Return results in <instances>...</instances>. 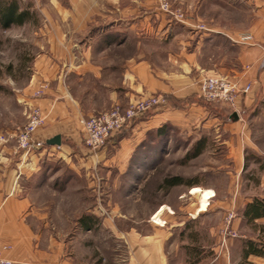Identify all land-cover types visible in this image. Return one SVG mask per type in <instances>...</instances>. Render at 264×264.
Returning a JSON list of instances; mask_svg holds the SVG:
<instances>
[{
  "label": "crops",
  "instance_id": "1",
  "mask_svg": "<svg viewBox=\"0 0 264 264\" xmlns=\"http://www.w3.org/2000/svg\"><path fill=\"white\" fill-rule=\"evenodd\" d=\"M118 1L64 0L55 3L56 10L65 11V18L57 19L54 24L51 54L63 57L62 62L59 61L60 65L52 74L42 72L40 78L47 87L40 96H33V92L19 95L24 106L36 105L42 109L45 124L32 135L28 150L17 147L14 137L17 125L0 124V134L8 138L0 146V245L10 247L6 256L14 264H264V256L245 254L248 241L255 244L257 251L264 252V217L249 221L241 211L231 226L241 236L227 239L222 252L212 247V242L205 247L198 241L195 224L201 217L192 216L186 223L176 221L166 226H151L150 231L140 233L135 225L121 230L118 223L105 218L99 221L100 209L75 212L80 222L73 229L69 211L48 210L47 205L40 208L38 188L44 184L52 186L51 173L58 177L61 167L78 174L84 166L83 155L88 160H97V156L104 155L115 144L118 150L129 153L148 132L166 124L179 128L185 122L188 125V122L198 123L205 118L201 126L209 121L214 123L218 120L217 114L210 115L202 105L194 102L183 109L177 107L186 98L198 95L196 83L204 75L198 78L197 74L231 73L242 78L244 73L231 66L252 64L259 56L257 48L236 45L231 40L233 32L216 24L208 25L204 31L188 22L179 29L144 30L134 25L138 20L136 15L124 17L117 12H95L98 2ZM221 1L225 10L245 13L249 19L250 0ZM253 4L258 15L264 16V3L253 0ZM64 26L67 29L63 30ZM263 26L264 17L255 24V33ZM140 34L154 36L160 41L158 53L164 65H172V70L164 71L157 63L152 64L140 56ZM177 36L179 41H173ZM173 42L180 47L178 51L169 50ZM128 43L136 45L137 51L125 56L123 48ZM220 51L224 54L216 57L215 53ZM205 53L211 56L208 66L204 63ZM191 72H196L195 76H191ZM244 79L253 80L255 84L237 101L238 113L255 102V85L259 83L264 90V69L247 73ZM37 87L36 83L32 91ZM157 94L172 97L176 107L157 108L149 116L136 120L115 142H109L97 153L79 145L81 119L114 105L125 107L129 102ZM183 115L188 116L184 121L181 120ZM240 120L237 114L236 119L230 118L222 126L225 129L230 125L240 126ZM57 135L60 136L59 145L46 144ZM256 184L264 186L263 175ZM262 198V195L256 197ZM250 202L252 199L243 201L241 209ZM88 215L94 217L91 225L84 219ZM214 233L209 228L207 236L217 244L219 239Z\"/></svg>",
  "mask_w": 264,
  "mask_h": 264
},
{
  "label": "rangeland",
  "instance_id": "2",
  "mask_svg": "<svg viewBox=\"0 0 264 264\" xmlns=\"http://www.w3.org/2000/svg\"><path fill=\"white\" fill-rule=\"evenodd\" d=\"M16 1L21 9H27L31 13L32 18L23 26L0 28V124H15L16 128H21L27 123L29 106H24L19 95L23 92H33L35 96L41 91L42 94L47 87V84L41 81L42 72L52 74L54 68L57 69L60 65L59 61L62 62L63 57L56 58L51 54V39L54 24L57 19L65 18V11L56 10L54 7L56 2L63 3L64 0ZM250 1L252 4L250 3L249 7V19L245 13L242 15L236 11L225 10L221 6V0H120L110 4L98 2L95 12H117L124 17L136 15L138 20L134 25L144 30L158 27L179 29L184 22H188L201 31L214 24L224 27V30L233 32L232 39L249 35L252 39L249 44H235L254 46L258 49L259 56L252 64L231 66L244 73L242 78L231 73L214 76L197 74L198 78L204 76L199 79L198 84L196 83V87H199L198 95L190 96L189 103L195 102L203 106L204 103L201 102L205 100L200 95L202 79L223 78L236 83L239 89L251 85L252 90L255 83L253 80L244 79L245 75L264 69L261 66L264 26L258 33L254 31L255 24L264 16L261 13L258 15L253 0ZM259 1L264 3V0ZM65 29L67 27L64 26L63 30ZM179 39L177 36L172 40L177 42ZM68 42H65V45ZM159 42L154 36L140 34V56L149 59L152 64L157 63V66H161L160 69L170 71L172 65H164V60L158 53L161 48ZM123 49L125 56L137 51L136 45L131 43ZM179 49L175 42L169 45V50ZM222 54L223 51L215 53L216 57ZM205 55L204 63L208 66L210 55ZM160 62L162 65H159ZM195 73L191 72V76H195ZM36 83L38 87L32 91ZM255 88V102L239 113L235 109L237 104L234 107L218 102H205L207 106L203 107L208 113L212 116L217 114L215 118L218 120L214 123L209 121V124L201 126L206 118L198 123L188 122V125L185 122L186 124L179 128L173 127L175 130L170 134V139L160 143H152L153 136L146 134L139 145L129 153L118 150L116 144L108 145L111 149L108 148L102 157L97 156V160H88L83 155L84 166L78 174L61 167L58 177L51 173L52 186L44 184L38 188L40 208L47 205L48 210L69 211L73 229L80 222V216H74L75 212L100 209L102 215L97 217L99 221L105 218L118 223L121 230L135 225L140 233L150 231L151 226L161 227L176 221L186 223L192 216L201 217L199 223L195 224L199 234L198 241L205 247L211 246L208 242H212V247L224 252L226 240L232 239L227 234L229 231L234 232L236 237L241 236L237 230L231 228L234 219L245 208L241 209V203L247 199L253 201L261 195L264 198V186L256 184L260 176H264V90L259 83ZM30 106L38 109L44 118L39 127L41 128L46 121L45 115L38 106ZM234 112L241 116L240 126L230 125L225 129L222 124L228 123ZM187 117L183 115L181 120L184 121ZM202 137L205 142L204 151L198 158L186 161L187 151ZM142 144H145L144 149ZM79 145L87 148L83 144L82 136ZM100 149L101 147L92 152L97 153ZM174 176L195 180L198 185L192 188L162 187L164 179ZM56 178L58 181H54ZM229 217L232 219L227 224ZM209 228L213 229L219 239L217 244L208 238Z\"/></svg>",
  "mask_w": 264,
  "mask_h": 264
},
{
  "label": "built area",
  "instance_id": "3",
  "mask_svg": "<svg viewBox=\"0 0 264 264\" xmlns=\"http://www.w3.org/2000/svg\"><path fill=\"white\" fill-rule=\"evenodd\" d=\"M231 40L238 44H249L252 39L249 35H243L239 39ZM262 54L261 66L264 67V45L262 47ZM200 84V95L203 99L234 107L242 94H247L251 90V85H246L243 89H239L236 83H232L223 78H205L201 80ZM41 92L36 93L35 96H40ZM167 105V100L164 95L157 94L129 102L125 107L114 105L107 112H101L81 119L79 125L83 144L89 150L95 151L104 146L114 134L129 129L144 114L157 110V108L166 107ZM27 119V123L23 127L15 128L14 131L17 147L23 150H28L32 135L44 121L40 111L36 108H31V106H29ZM7 140V137L0 134V146ZM231 219L232 217H229L227 224H229ZM227 234L232 239L236 237V234L232 231H229ZM9 249L7 245L0 246V264H14L13 261L5 256Z\"/></svg>",
  "mask_w": 264,
  "mask_h": 264
},
{
  "label": "trees",
  "instance_id": "4",
  "mask_svg": "<svg viewBox=\"0 0 264 264\" xmlns=\"http://www.w3.org/2000/svg\"><path fill=\"white\" fill-rule=\"evenodd\" d=\"M30 18H32L31 13L27 9H21L19 3L16 0H0V28L9 29L10 26H13V25L23 26L24 23L30 20ZM164 97L167 100L168 105H173L176 107L172 97H168V96H164ZM189 100H190L189 98H186V100L182 103L180 102V104L177 105V107L181 109L185 108L186 105L189 104ZM205 102L213 103L207 100H205ZM205 102L203 101L201 102L202 104L204 103L203 106H207V103ZM150 113L151 112L144 114L143 117L149 116ZM143 117L139 119H142ZM174 130L175 129L173 128V126L166 124V125H162L161 127H158V129L156 130L148 132L147 135L153 136V138L151 139V142L153 141L152 143H155V142L160 143L163 140H166V141L169 140L170 134L174 132ZM122 132L124 131L114 134V136L109 138L108 141L101 148H104L105 146H107L109 142H115L116 138L118 139ZM141 146L144 149L145 144H142ZM204 148H205V142H204V138L202 137L201 139L197 140L196 144H194L187 151V154L185 156L186 161L198 158V156H200L202 152L204 151ZM197 185H198L197 181L189 180V179L185 180L179 176L166 178L163 180V183H162V187H165L167 189L174 188V186H185L187 188L188 187L192 188ZM242 213H244L245 217L248 218L249 221L264 217V198H262L261 200L254 199L252 202L247 203ZM84 219H87L86 221L87 223H89V225H91L94 221V217L90 215H88ZM245 254L246 255L253 254L256 256L263 255L262 252L257 251L255 244L250 241H248L247 243V252Z\"/></svg>",
  "mask_w": 264,
  "mask_h": 264
},
{
  "label": "water",
  "instance_id": "5",
  "mask_svg": "<svg viewBox=\"0 0 264 264\" xmlns=\"http://www.w3.org/2000/svg\"><path fill=\"white\" fill-rule=\"evenodd\" d=\"M231 118L232 119H236L237 118V114L233 113ZM46 144L49 145V146H57V145H59L60 144V136L57 135L56 137L47 140Z\"/></svg>",
  "mask_w": 264,
  "mask_h": 264
}]
</instances>
